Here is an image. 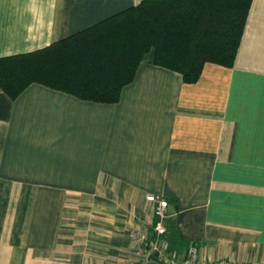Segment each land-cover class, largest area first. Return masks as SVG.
Wrapping results in <instances>:
<instances>
[{
  "label": "crops",
  "instance_id": "0c3cea01",
  "mask_svg": "<svg viewBox=\"0 0 264 264\" xmlns=\"http://www.w3.org/2000/svg\"><path fill=\"white\" fill-rule=\"evenodd\" d=\"M140 0H0V57L40 49ZM178 260L264 264V0L235 63L198 81L140 63L116 103L0 88V264H135L154 205ZM160 264V263H157Z\"/></svg>",
  "mask_w": 264,
  "mask_h": 264
},
{
  "label": "trees",
  "instance_id": "16d2710c",
  "mask_svg": "<svg viewBox=\"0 0 264 264\" xmlns=\"http://www.w3.org/2000/svg\"><path fill=\"white\" fill-rule=\"evenodd\" d=\"M253 0H140L50 45L0 57V88L33 83L116 103L153 51V63L198 81L205 64L235 63Z\"/></svg>",
  "mask_w": 264,
  "mask_h": 264
},
{
  "label": "built area",
  "instance_id": "2783aa9c",
  "mask_svg": "<svg viewBox=\"0 0 264 264\" xmlns=\"http://www.w3.org/2000/svg\"><path fill=\"white\" fill-rule=\"evenodd\" d=\"M146 199L154 205L156 221L153 225V236L133 229L130 236L138 244L135 264H244L233 260L207 261L200 257V249L196 245L189 246L184 260H178V252L171 249L167 239L168 229L165 223L169 215L168 199L156 194H149Z\"/></svg>",
  "mask_w": 264,
  "mask_h": 264
}]
</instances>
